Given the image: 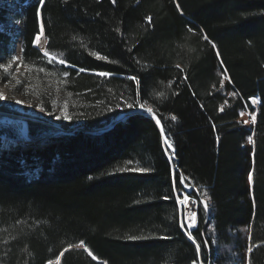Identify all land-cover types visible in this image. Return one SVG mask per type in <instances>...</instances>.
I'll use <instances>...</instances> for the list:
<instances>
[{"label": "trees", "instance_id": "trees-1", "mask_svg": "<svg viewBox=\"0 0 264 264\" xmlns=\"http://www.w3.org/2000/svg\"><path fill=\"white\" fill-rule=\"evenodd\" d=\"M9 1L0 0V25L22 22L27 76L5 83L47 114L60 116L66 103L71 118L59 120L93 132L57 134L27 118V139H44L25 144L0 126V264H48L61 252L60 264H264V0H46V49L75 67L48 63L34 46L37 0H14L23 15ZM15 39L0 31V64ZM137 99L155 115L126 107ZM241 111L256 123L244 124ZM136 167L151 171H119ZM181 173L194 188L199 257L179 226L181 207L164 198Z\"/></svg>", "mask_w": 264, "mask_h": 264}, {"label": "snow or ice", "instance_id": "snow-or-ice-1", "mask_svg": "<svg viewBox=\"0 0 264 264\" xmlns=\"http://www.w3.org/2000/svg\"><path fill=\"white\" fill-rule=\"evenodd\" d=\"M64 2L67 3V0H64ZM112 3L115 4L116 0H112ZM45 6H46V0H37L35 16L40 21V23H39V31L35 35V38H34V41H33V43L36 44V45H40L41 44L42 37L45 35V24H44V21H43V9H44ZM177 7H179V5H177ZM146 20L148 21L149 24H151V20H152L151 17H147ZM116 31L119 32L120 29L117 28ZM188 31L192 32L193 29L189 28ZM73 39H76V37H73ZM203 39L208 40L207 35H204ZM209 42L211 43V41H209ZM212 47L216 48V45L214 43H212ZM42 51H43V56L45 58H47L48 63L58 62L60 64H65L67 67H75V65L67 64L66 60L63 58V54L62 53L60 54V57H57L56 55H53L46 48L42 49ZM129 51H131V49H129ZM189 51H192V50L189 49ZM89 54L91 56L95 57L97 60H100V61H107V62H110V63H118V61H110L107 55H101L100 52H97V51H91ZM217 55H219V53H217ZM17 60H19V57L12 56L10 58V60L7 61L5 64H0V69H2L5 74H7L8 69L11 67L12 63L17 61ZM19 66L20 65H17L18 68H19ZM176 67L179 68L180 65H177ZM37 71L46 72V69L41 67V68L37 69ZM85 71H86V69L81 67V68L78 69V74L82 73V72H85ZM181 71H183V70H181ZM226 73H227L226 69H224V72L221 73V75L223 76V79H221V81H220L221 86H223L224 80H229L230 81V78H229V76ZM95 74L100 76V77H108V76L112 75L111 72H107V71H99V72H96ZM63 75L65 77H67L69 75V73L65 71L63 73ZM128 79L135 81L136 84L139 86L140 81H139V79L136 76H129ZM185 79H187V76H185ZM5 82L11 83V80H6ZM21 83H22L21 81H16L17 85H20ZM28 91H29V88L25 87L24 88V93L27 94ZM69 95H71V93H69ZM157 95L160 96V97H164L165 94L163 92H160ZM231 95L235 96V95H237V93L232 92ZM6 99H7V97L4 94L0 93V101L6 100ZM250 99H251V102L253 104L258 103V101L255 98H250ZM15 103L16 104H20L21 101L17 100V101H15ZM53 103H55V101H53ZM225 103H227V101H225ZM137 105L139 106L140 109H143V110L147 111L151 115H155L153 108L147 104V101L141 102V100L137 99L136 101H134L132 103H127L126 107L128 109H134ZM245 107H247V105ZM40 109H41V111L44 110L43 104L40 105ZM67 109H68V105L65 103V105L63 107V110L61 111V115L58 116L57 119L63 118L64 120H69L71 117H70ZM221 111H223V107H221ZM240 115L244 116L245 112L241 111ZM249 115L251 117V122L253 124H255L256 123V115H255V113L254 112L253 113H249ZM171 119L173 121H175L177 119V117L175 115H173L171 117ZM156 123L159 125L161 122H160L159 119H157ZM243 123L244 124H248L249 121L248 120H244ZM160 132H161V135L164 137L163 144L166 145L165 151L167 152L168 149H172V152L170 153V158L174 157L175 151H174L173 145L170 143L169 137L165 134L164 127L160 128ZM217 139H219V137H217ZM247 139H248L249 143H254L252 136H249ZM128 163L131 164L132 162L129 161ZM119 171H121V172H123V171H134V172L146 173V172L151 171V169L147 168V167H136V168H121V169H119ZM89 179H91V177ZM187 180H188V177L184 176L181 173L178 176V182H177V178L174 175L173 184H172V193L169 196H166L164 198L165 199H173L174 203L179 204L181 206L191 204L192 203V200H191L192 193L191 192H183L182 191L183 188H186L188 186L186 184ZM248 180H249L250 183L253 182V174L251 172L249 173ZM204 197H205V199L202 201V203H203L204 209L207 210L209 208L208 201L211 198L208 197L207 193H204ZM179 226H180L181 229L186 231L187 238H188V240L192 241V243L195 245V250H196L197 257H199L200 252H201V244L197 242V237L199 235V229L197 227V213L195 211L189 210L188 216L186 218V222L180 223ZM194 228L196 229L197 235H193V229ZM159 238L160 239H167L168 237H159ZM127 239L135 241V240L148 239V237L142 236V235H129L127 237ZM249 240H251L250 236H249ZM84 245H85V242L83 240H81L79 242V244L75 245V247L79 248V247H82ZM67 250L68 249H65L64 251H67ZM85 250L88 252V255L90 257H92L93 260H97L98 259L93 254V252L91 250H88L87 248H85ZM247 251L249 253H251L253 251V247L250 246L247 249ZM63 255H64V252H61L59 254V256H57L55 264H60V257H62ZM48 264H53V261L49 260ZM104 264H107V262L105 261ZM192 264H199V262H198L197 259H194L192 261Z\"/></svg>", "mask_w": 264, "mask_h": 264}, {"label": "rangeland", "instance_id": "rangeland-1", "mask_svg": "<svg viewBox=\"0 0 264 264\" xmlns=\"http://www.w3.org/2000/svg\"><path fill=\"white\" fill-rule=\"evenodd\" d=\"M8 6L11 10L19 12L21 15H23L24 12V6L21 4L16 3L14 0L8 2ZM11 18V17H10ZM5 30H11L10 32H6ZM0 31L6 33L7 35L16 38L12 45L9 46V57L5 60L9 61L12 56L19 57V60L12 63L11 67L8 69V72L6 74V80L8 78L12 79L15 83L16 81H21L22 83L26 80L27 76V70L26 67L23 65L20 57V50H21V44L19 41L20 35L23 32V24L20 20L17 19H10L9 22L6 25H0ZM45 37V36H43ZM42 37L41 47H36L37 45L34 44V46L43 54L42 49L46 48L47 40ZM57 56V55H56ZM60 57V56H57ZM1 64H5L4 62ZM17 65H20L19 68ZM2 70V69H0ZM0 93L4 94L7 99L2 100L5 102L9 109L16 113H8V114H0V126H3L4 128L10 130L13 132V134H19L23 138V143H38L42 141L44 138L43 136L39 139L29 140L26 137L27 133V118L36 121V122H43L45 124H49L51 126V130L54 133L57 134H70L76 133L75 131H72L71 128L67 127L63 121L57 119L59 116L58 111H55L54 114H47L44 111H41L40 107L31 101L25 100L23 97L20 96L18 93V90L16 88H9L8 85L5 83V81H0ZM21 101L20 104H16L15 101ZM252 106L254 108H257V103L253 104L251 102ZM250 117L249 112H245L244 116H240V120L243 122L244 120H248L250 123V120L248 119ZM248 123V124H249ZM15 143H12L13 145H16L19 141H14ZM11 144V143H10ZM5 147L4 142L1 144ZM8 145V144H7ZM166 147V145H164ZM196 193V191H195ZM184 207V206H182Z\"/></svg>", "mask_w": 264, "mask_h": 264}, {"label": "built area", "instance_id": "built-area-1", "mask_svg": "<svg viewBox=\"0 0 264 264\" xmlns=\"http://www.w3.org/2000/svg\"><path fill=\"white\" fill-rule=\"evenodd\" d=\"M183 192H191L192 193V192H194V188L187 186L186 188H183ZM191 200L196 204V201L194 200V198L191 197ZM186 206L187 205H184V207H182V221L183 222H186V218H187ZM194 211L197 213V206L194 208Z\"/></svg>", "mask_w": 264, "mask_h": 264}, {"label": "bare ground", "instance_id": "bare-ground-1", "mask_svg": "<svg viewBox=\"0 0 264 264\" xmlns=\"http://www.w3.org/2000/svg\"><path fill=\"white\" fill-rule=\"evenodd\" d=\"M6 32H10L9 30L7 31V30H5ZM44 39H45V37H43ZM42 45L40 44V45H37L36 47H38V48H40ZM138 111V110H137ZM196 207V204L192 201V203L191 204H189V205H187L186 206V214H187V216H188V212H189V210H192V211H194V208ZM182 211V210H181ZM181 213V216H182V212H180ZM53 264H55V262H53Z\"/></svg>", "mask_w": 264, "mask_h": 264}, {"label": "water", "instance_id": "water-1", "mask_svg": "<svg viewBox=\"0 0 264 264\" xmlns=\"http://www.w3.org/2000/svg\"><path fill=\"white\" fill-rule=\"evenodd\" d=\"M116 122H118V120H116ZM116 122H114L109 128L113 127V125H114ZM75 130H76V132H77V131H80V130L83 131V132H93V130L88 131V130H86V129H73L72 131H75ZM70 134H72V132H71Z\"/></svg>", "mask_w": 264, "mask_h": 264}]
</instances>
